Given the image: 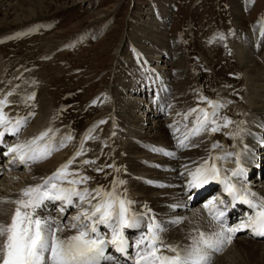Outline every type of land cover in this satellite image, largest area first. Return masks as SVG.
Instances as JSON below:
<instances>
[{"label": "rangeland", "instance_id": "obj_1", "mask_svg": "<svg viewBox=\"0 0 264 264\" xmlns=\"http://www.w3.org/2000/svg\"><path fill=\"white\" fill-rule=\"evenodd\" d=\"M27 1L22 0L24 9L30 6ZM157 1L62 0L60 6H51L53 10L46 17L38 15L35 18L27 14L28 19L20 23V19L11 15L10 28L2 32L9 36L0 39V98L15 90L8 97L10 103L4 111L13 118L35 113L18 136L29 128L39 132L40 127L58 129L57 142L71 134L73 139L62 148L57 144V150L50 156L59 154L55 163L61 166L79 149L88 130L96 125L91 132L93 138L84 140V155L78 157L69 169H79L91 177L87 185L110 189L115 173L121 180L122 149L114 144L111 149L105 145L109 135L115 136L113 129L117 120L126 125L125 121L142 118L141 115H147V123L153 124L157 119L153 118L156 117L152 114L153 107L149 109L151 113L132 107L137 102L133 97L141 93L135 88L138 85L143 87L149 74L157 76L153 77V92L162 94L167 107L161 119L176 120L171 124L173 127L169 126V137L170 133L176 135L195 121L193 115L184 120L183 116L174 113L178 108L172 100L175 94L181 93L183 81L195 98L200 94L207 98L200 100V105L209 111L212 110L209 100L222 104L223 108L234 106L235 102L227 95L229 89H233V93L238 90L237 97L244 98L243 85L246 82L241 80L245 78V71L238 65L232 46L237 43L235 40L239 41V36L245 37L264 23V0H239L246 3L242 5L240 16L232 8L234 0H165L171 8V17L166 21L170 44L165 47L167 53L159 58L160 62L153 63L149 59L151 53L136 50L138 44L133 35L139 30L135 26L137 21L145 20ZM13 2L20 4L19 0ZM44 3L49 6L46 0ZM259 36H262L261 32ZM253 40L252 36L251 43L255 46ZM160 65L165 68L159 69ZM152 68L156 69L153 71ZM159 76L167 84L165 92ZM31 93H35V99L26 105L24 101ZM108 95L109 108L105 109L104 98ZM223 108L218 109V117L225 114ZM101 120L106 122L99 124ZM237 126L238 123L233 121L225 134L218 131L219 139L224 141L230 129ZM206 132L208 135L209 131ZM195 139L193 137L189 144ZM85 159L95 160V163L82 165ZM106 164L115 167L95 171ZM25 168L22 166L18 171L24 173ZM246 258L242 257L241 261L248 262L249 258Z\"/></svg>", "mask_w": 264, "mask_h": 264}, {"label": "bare ground", "instance_id": "obj_2", "mask_svg": "<svg viewBox=\"0 0 264 264\" xmlns=\"http://www.w3.org/2000/svg\"><path fill=\"white\" fill-rule=\"evenodd\" d=\"M46 1L49 6H46L44 0H29L27 3L29 2L30 6L24 9L22 0H19L20 4L18 3L20 6L16 5L13 0H0V39L9 36L2 32L10 28L9 24L12 23L10 21L11 15L16 16V19H20V23L28 19L27 14L30 15L29 17H43L51 12L54 6L59 5L62 0ZM242 5H246V3L243 4L239 0L233 1L232 8L238 16L241 15V10H243ZM153 9L146 14L145 20H140L141 22L137 21L135 26L139 30L133 37L138 46L141 45L139 48L137 46L136 50L151 53L152 56L149 59H152L153 63H158L160 62L159 58L165 56L167 53L165 47L170 44V31L167 28L168 25L166 26V21L171 17V8L165 0H159ZM155 10L157 11L155 12ZM55 11L58 12L57 9ZM238 27L241 29V24ZM261 31H264V23H261L255 31H249L245 37L239 36V41L235 40L237 43L232 46L235 57L239 62L238 65L245 71V78L241 81L246 82V85H243L244 91L242 95L244 98L242 100L237 97L238 90L236 93L232 92L233 89L227 91V95L232 98L235 104L232 107H222L225 110V114L220 118L225 116L231 118L238 123V126L236 129H230V133L227 132L229 134L226 135L224 141L219 139L218 132L212 133L209 131V134L206 135L207 132L204 131L199 136H192L188 144L193 137L196 139L187 147H178L179 139L183 138L188 129L192 128L193 125L178 132L176 135L170 133L171 137H169L168 134L171 132L169 126L176 120L165 121L161 119L160 116H163L167 107H165L164 99H162L160 92L158 93L160 97L155 98L153 101L154 110L152 114L156 116L153 117L154 119L157 118L153 124L151 122L147 123V115L146 117L141 115L142 118L137 117V119L132 121H125L126 119L122 118L127 124L125 125L117 120L113 129L115 136H108V141L111 145L107 143L108 141L105 145L111 149L114 144L122 149V174L119 175L125 183L122 185V189L118 188L117 190L126 195L128 199L135 201L131 206L132 211L142 213L145 211V205L151 209V214L155 215L156 219L161 222L165 229L160 234L165 244L179 246L180 249H184L190 243L189 236L193 234L192 230L194 228L210 232L216 230L218 227L206 213V209L204 208V204L207 203L206 201L194 206H186L188 197L185 194L184 185L188 177L185 173V165H187L189 170H192L208 159L209 156L223 157L222 159H217L215 162L225 174H230L228 170L236 168V156H226V153H239L241 164L247 169V172L243 177L233 178L234 182L237 183L238 187L250 188L257 198H264V143H261V138L264 137V36L258 37ZM252 36L255 38L253 40L255 46L251 43ZM118 50L119 48H116V51ZM156 68H152V70L154 71ZM158 68L162 69L165 66L160 65ZM163 73L167 77V73ZM180 73L178 74L181 76ZM154 76L153 74H149L147 78L148 83H145L147 85H155V79L153 81ZM161 77L159 76L158 80L164 84L163 91L165 92L168 87ZM182 79L184 78L182 77ZM192 87L193 85L190 86V88ZM142 88L140 85L135 88L138 90V93H141L133 97L137 102L133 103L132 107L137 108L138 111L140 110L143 113H151L149 112V107L151 106L152 98H150L151 102L148 103V97L143 95V93L147 95V91L142 92L145 90H142ZM180 90L181 93L175 94L172 100L173 104L175 103L174 105L178 108H176L177 112H174L176 115L179 113L180 117H182L189 109L202 106L200 105L202 102L200 101L201 94L195 98V94H192V91L184 86V81ZM200 90L203 89L200 88ZM45 91L47 92V90ZM121 94L123 95V93ZM108 101L109 95L104 98L105 109L109 108ZM193 116H196V114L194 113ZM37 123L39 124L38 121ZM220 123H223L222 119ZM31 129L23 131L21 136H18L19 134L6 135L3 144H0V152H6L8 147L31 139L38 135L40 131L45 130L41 127L39 132ZM225 130H229V126L222 128L219 132L225 134ZM216 142H219L220 147L213 148L212 145ZM245 146H247V150H245ZM154 148L171 151L175 155L168 156L164 152L154 151ZM58 155L49 156L47 159L42 160L43 162L38 161L37 163L41 162L39 164L30 161L26 165L20 164L19 161L13 165L11 163L12 155L5 156L6 159H4L3 155H0V169H3L0 171V175L3 173L2 178H0V199H15L16 194L25 186L41 183L43 178L50 176L60 167L56 166L55 163V159L60 157ZM22 166L26 167L24 173L19 172L20 169L18 171V168H22ZM181 173L185 174L181 175ZM259 173H261L260 176H258ZM114 177L117 178L119 176L115 173ZM148 181H152V183ZM87 186L90 189L95 188L92 185ZM174 204L181 206L176 208L171 207ZM47 206H51L52 211H49ZM60 206L59 202H46L38 210V214L41 217H51L57 221H63L66 225L70 224V218L76 214L78 209L72 207L66 212L61 213L59 211ZM14 208L15 205L12 203L0 204V209H2L0 211V221L7 222L10 220ZM51 212H56L55 218L53 216L54 213L52 215ZM177 217L183 218L182 222L177 224L170 223L171 220ZM100 230L110 237V233L106 227L101 226ZM140 231L138 229H126L124 233L126 238L132 241L131 247L134 249L132 252L133 258L136 254L135 241L138 239ZM144 231H146V227ZM74 232V229L66 228L63 235H71ZM168 254L173 255L174 253ZM245 256L249 258V261L243 263L241 258ZM130 264H133V262ZM211 264H264V239L249 237L244 234V231L238 232L230 245H227L221 252H214L212 254Z\"/></svg>", "mask_w": 264, "mask_h": 264}, {"label": "snow or ice", "instance_id": "obj_3", "mask_svg": "<svg viewBox=\"0 0 264 264\" xmlns=\"http://www.w3.org/2000/svg\"><path fill=\"white\" fill-rule=\"evenodd\" d=\"M261 35L264 36V31H261ZM14 91H9L0 98V144H3L6 135H18L29 117L35 115L34 112H29L27 116L13 118L4 111L10 103L8 97L13 95ZM34 99L35 93H31L24 102L27 105L28 101ZM200 99L207 100L203 96ZM207 102L212 108L211 111L192 108L184 114V120H188L194 113L196 116L192 128L179 139L178 147H187L192 136H199L204 131L215 133L233 123L226 116L218 117V109L223 107L222 104L210 100ZM221 119L223 123H220ZM105 122L101 120L98 123ZM95 128L96 125H93L88 130L74 155L50 176L43 178L41 183L25 186L16 194L15 199H0V204L15 205L10 220L0 221V264H104L113 259L108 254L109 247L120 254L128 255L131 245L124 234L126 229L141 230L134 245L136 254L133 264H211L212 254L221 252L230 245L238 232L251 230L253 234L264 235V198H257L250 188L237 186L233 178L245 176L247 169L242 166L239 153L229 152L226 156H236V168L228 170L230 174H225L215 162L223 157L209 156L192 170L185 165L188 177L184 185L185 194L188 199H192L195 190L216 181L224 186L223 191L232 198L233 204L241 201L254 209V214L235 226H227L224 219L227 208L225 201L209 200L204 204V208L212 221L216 222V230L205 232L194 228L193 234L189 236L190 243L184 249L165 244L160 236L165 229L155 215L151 214V209L145 205V211L142 213L132 211L131 206L135 201L117 190L125 181L114 178L110 189H105L102 185L92 189L87 186L81 188L79 185H87L92 178L82 174L79 169L69 171L77 158L84 155V140L93 138L91 132ZM58 131L47 128L31 139L8 147L7 151L0 152V155H12L13 165L17 161L26 165L30 161L35 163L45 160L57 150V144L62 148L66 146L67 141L73 139L72 135L68 134L57 142ZM261 143H264V137L261 138ZM212 147H220L219 142L214 143ZM153 150L164 152L168 156L175 155L174 152L164 149ZM94 163L95 160L88 159L81 162L82 165ZM109 167L114 168L115 165L106 164L95 171L103 172ZM116 171L119 172V169ZM46 202H59L61 213L72 207H76L78 211L70 218L71 223L66 225L63 221L41 217L38 214V210ZM180 206L171 205L173 208ZM182 219L177 217L170 223L177 224L182 222ZM101 226L108 229L110 237L101 232ZM66 228L74 229V234L63 235Z\"/></svg>", "mask_w": 264, "mask_h": 264}]
</instances>
